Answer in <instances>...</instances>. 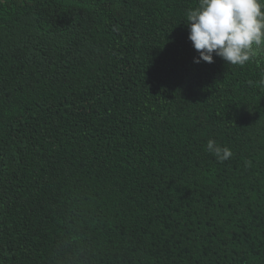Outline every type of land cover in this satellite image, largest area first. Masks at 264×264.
<instances>
[{"label":"trees","instance_id":"trees-1","mask_svg":"<svg viewBox=\"0 0 264 264\" xmlns=\"http://www.w3.org/2000/svg\"><path fill=\"white\" fill-rule=\"evenodd\" d=\"M197 6L0 0V264H264L261 69Z\"/></svg>","mask_w":264,"mask_h":264},{"label":"clouds","instance_id":"clouds-1","mask_svg":"<svg viewBox=\"0 0 264 264\" xmlns=\"http://www.w3.org/2000/svg\"><path fill=\"white\" fill-rule=\"evenodd\" d=\"M186 19L188 38L199 54L194 63L211 64L214 56L240 67L254 62L260 79L248 84L264 89V0H198ZM206 147L221 163L233 155L213 139Z\"/></svg>","mask_w":264,"mask_h":264}]
</instances>
